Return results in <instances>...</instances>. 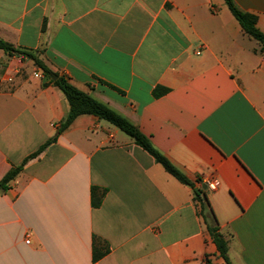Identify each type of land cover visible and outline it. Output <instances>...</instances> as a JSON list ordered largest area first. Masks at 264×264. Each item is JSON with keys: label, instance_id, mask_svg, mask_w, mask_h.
Segmentation results:
<instances>
[{"label": "crops", "instance_id": "crops-1", "mask_svg": "<svg viewBox=\"0 0 264 264\" xmlns=\"http://www.w3.org/2000/svg\"><path fill=\"white\" fill-rule=\"evenodd\" d=\"M233 1L264 33V0ZM0 38L128 119L194 184L97 116L59 133L65 94L0 49V181L49 142L0 189V264H227L208 207L231 263L264 264V52L225 0H0ZM95 246L109 249L98 261Z\"/></svg>", "mask_w": 264, "mask_h": 264}, {"label": "trees", "instance_id": "trees-1", "mask_svg": "<svg viewBox=\"0 0 264 264\" xmlns=\"http://www.w3.org/2000/svg\"><path fill=\"white\" fill-rule=\"evenodd\" d=\"M225 3L229 8L231 14L239 22L243 31L251 39L256 40L261 45V50L264 52V33L257 26L258 17L254 14L244 12L239 9L233 0H225ZM0 49L4 50L9 55H21L23 58H30L34 61L35 65L42 68L47 75L53 74L38 57H36L32 53L16 49L13 45L5 42L1 38ZM51 82L65 94L70 105L69 114L65 121L61 124L59 133L67 129L78 116L85 114L97 116L99 119L114 125L127 136H129L135 142V144H137L145 151H147L151 156H153L154 159L159 164H161L169 174H171L181 183L194 187V184L184 174H182L165 156L158 152L153 147L149 139L128 119L118 114L115 110L111 109L104 103L97 101L90 94L75 87L65 77L59 76L56 80H51ZM167 91L168 90L165 88L158 87L154 90L153 94L155 97H158L166 93ZM48 144L49 142L43 145L36 153L27 158L22 165L11 168L0 181V189L7 190L9 182L12 181L20 173L23 165L29 159L37 156ZM195 197L199 202H201L202 209L205 210L206 206H208L205 190L201 188L195 189ZM102 198L103 196H100L97 193V189L92 188V205L95 208L100 206ZM208 208V213L204 215L207 219L211 220V222L208 224V231L211 234L213 241L217 247L219 256L225 261V263L232 264L228 255L229 239L221 233L218 221L212 209L210 207ZM108 251L109 249L107 247H103L101 250H97V247L95 246L93 256L94 261H98L99 259L104 257L108 253Z\"/></svg>", "mask_w": 264, "mask_h": 264}, {"label": "built area", "instance_id": "built-area-1", "mask_svg": "<svg viewBox=\"0 0 264 264\" xmlns=\"http://www.w3.org/2000/svg\"><path fill=\"white\" fill-rule=\"evenodd\" d=\"M21 56V55H19ZM22 57V56H21ZM12 79L10 78L9 81H11ZM218 183L216 181H210L206 184L207 188L211 191H215L217 188ZM29 238H30V234L27 236V240L26 242L29 243Z\"/></svg>", "mask_w": 264, "mask_h": 264}, {"label": "water", "instance_id": "water-1", "mask_svg": "<svg viewBox=\"0 0 264 264\" xmlns=\"http://www.w3.org/2000/svg\"><path fill=\"white\" fill-rule=\"evenodd\" d=\"M51 77H52V79H53V80H56V79L58 78V76H57V75H55V74H52V75H51ZM206 188H207V187H206V186H204V189H206Z\"/></svg>", "mask_w": 264, "mask_h": 264}]
</instances>
